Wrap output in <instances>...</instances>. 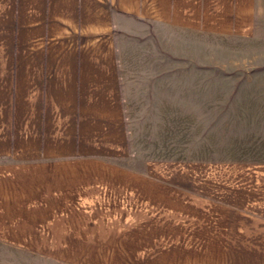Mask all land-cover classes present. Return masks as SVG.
Masks as SVG:
<instances>
[{
	"label": "crops",
	"instance_id": "obj_1",
	"mask_svg": "<svg viewBox=\"0 0 264 264\" xmlns=\"http://www.w3.org/2000/svg\"><path fill=\"white\" fill-rule=\"evenodd\" d=\"M214 41L264 55V0H0V255L264 264V147L213 123L245 110Z\"/></svg>",
	"mask_w": 264,
	"mask_h": 264
},
{
	"label": "rangeland",
	"instance_id": "obj_2",
	"mask_svg": "<svg viewBox=\"0 0 264 264\" xmlns=\"http://www.w3.org/2000/svg\"><path fill=\"white\" fill-rule=\"evenodd\" d=\"M213 46V86L222 89L238 87L242 93L239 98L245 105L244 111L212 113L213 123L222 122L224 125L236 123L240 127L239 140L248 144L253 143L256 148L261 145L264 147V55L259 53V49L256 51L246 43L214 41ZM234 130L237 128H229L224 138L236 139L237 136L231 134ZM12 260V256L0 255V264H12ZM19 264H30V261L27 257L21 256ZM37 264L58 263L38 260Z\"/></svg>",
	"mask_w": 264,
	"mask_h": 264
}]
</instances>
